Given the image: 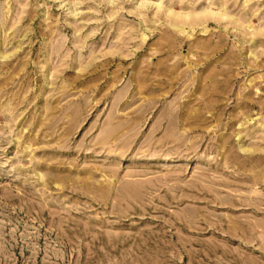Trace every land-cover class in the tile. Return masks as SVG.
Here are the masks:
<instances>
[{
    "label": "rangeland",
    "instance_id": "1",
    "mask_svg": "<svg viewBox=\"0 0 264 264\" xmlns=\"http://www.w3.org/2000/svg\"><path fill=\"white\" fill-rule=\"evenodd\" d=\"M0 264H264V0H0Z\"/></svg>",
    "mask_w": 264,
    "mask_h": 264
},
{
    "label": "bare ground",
    "instance_id": "2",
    "mask_svg": "<svg viewBox=\"0 0 264 264\" xmlns=\"http://www.w3.org/2000/svg\"><path fill=\"white\" fill-rule=\"evenodd\" d=\"M223 15H225V14H223Z\"/></svg>",
    "mask_w": 264,
    "mask_h": 264
}]
</instances>
